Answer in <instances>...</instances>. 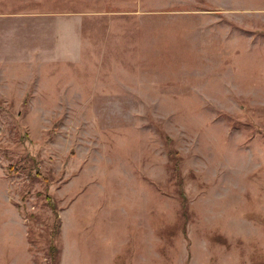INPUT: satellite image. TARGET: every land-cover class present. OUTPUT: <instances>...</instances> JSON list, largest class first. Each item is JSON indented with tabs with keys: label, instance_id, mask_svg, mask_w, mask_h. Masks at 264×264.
Returning <instances> with one entry per match:
<instances>
[{
	"label": "rangeland",
	"instance_id": "1",
	"mask_svg": "<svg viewBox=\"0 0 264 264\" xmlns=\"http://www.w3.org/2000/svg\"><path fill=\"white\" fill-rule=\"evenodd\" d=\"M264 264V0H0V264Z\"/></svg>",
	"mask_w": 264,
	"mask_h": 264
},
{
	"label": "trees",
	"instance_id": "2",
	"mask_svg": "<svg viewBox=\"0 0 264 264\" xmlns=\"http://www.w3.org/2000/svg\"><path fill=\"white\" fill-rule=\"evenodd\" d=\"M50 264H59V250L56 246L51 245L48 249Z\"/></svg>",
	"mask_w": 264,
	"mask_h": 264
}]
</instances>
